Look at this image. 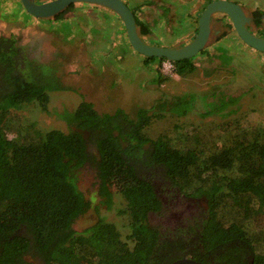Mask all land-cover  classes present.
Listing matches in <instances>:
<instances>
[{
    "label": "trees",
    "instance_id": "obj_1",
    "mask_svg": "<svg viewBox=\"0 0 264 264\" xmlns=\"http://www.w3.org/2000/svg\"><path fill=\"white\" fill-rule=\"evenodd\" d=\"M125 2L142 36L150 34V23L138 11L154 1ZM160 8L163 16L172 10ZM257 10L260 25L264 9ZM259 32L264 36V28ZM29 49L0 37V264H172L182 258L264 264V125L244 126L241 133L224 130L222 141L180 147L166 136L150 135L148 126L159 116L152 108L139 107L134 116L125 109L100 113L83 101L62 115L69 131H43L14 112L34 102L47 111L50 93L68 87L57 65ZM196 57L171 61L173 73H194ZM164 60L144 56L143 63ZM187 96L176 97L175 107L172 101L166 105L185 114L195 99ZM8 131L17 134L9 138ZM138 166L156 168L172 187L205 198L206 218L197 229L190 227L192 236L163 232L150 221L162 202L152 182L139 177ZM115 206L124 228L102 214ZM95 213L89 226L77 227Z\"/></svg>",
    "mask_w": 264,
    "mask_h": 264
},
{
    "label": "rangeland",
    "instance_id": "obj_2",
    "mask_svg": "<svg viewBox=\"0 0 264 264\" xmlns=\"http://www.w3.org/2000/svg\"><path fill=\"white\" fill-rule=\"evenodd\" d=\"M127 1L137 4L146 0ZM153 1L138 11L140 18L151 25L145 40L176 47L189 43L197 34L198 19L208 0ZM232 1L242 4L253 17L250 26L259 34L264 16L258 25L255 13L264 9V0ZM18 3L20 0L0 3V37L14 38L23 48L36 43L37 50L48 55L43 62L57 65L68 87L50 93L47 111L34 102L14 112L21 121L34 122L43 131H69L70 125L62 115L74 111L83 101L91 102L100 113L125 109L134 116L139 107H146L159 115L148 126L150 135L166 136L180 147L222 141L227 139L220 135L224 130L241 133L244 126L256 129L264 125V53L246 45L223 13L212 18L206 47L209 52L195 58L198 69L180 77L166 68L165 60L143 63L144 56L128 43L121 18L105 7L76 3L61 19H41L28 17L27 11L26 16ZM162 5L172 8L167 16H163ZM191 95L195 96L194 103L185 114L166 105L172 101L175 107L176 97ZM16 134L8 131L9 138ZM199 204L206 213L205 198ZM102 214L124 228L125 219L117 214V206L110 211L104 209ZM90 216L78 221L77 227L89 226L96 213ZM182 222L188 223V233L192 232L190 227L202 223L187 214ZM158 224L163 232H174L170 225Z\"/></svg>",
    "mask_w": 264,
    "mask_h": 264
},
{
    "label": "water",
    "instance_id": "obj_3",
    "mask_svg": "<svg viewBox=\"0 0 264 264\" xmlns=\"http://www.w3.org/2000/svg\"><path fill=\"white\" fill-rule=\"evenodd\" d=\"M25 11L36 18H53L76 3H88L105 7L116 13L122 20L132 48L146 57H164L168 61H177L197 56L204 50L212 34V18L217 13L229 17L242 41L253 49L264 53V36L253 31L250 23L253 17L248 15L242 4L232 0H213L201 12L198 19V31L195 37L182 46L154 44L145 40L140 32L131 7L125 0H20ZM172 264H204L191 258L178 259Z\"/></svg>",
    "mask_w": 264,
    "mask_h": 264
},
{
    "label": "flooded vegetation",
    "instance_id": "obj_4",
    "mask_svg": "<svg viewBox=\"0 0 264 264\" xmlns=\"http://www.w3.org/2000/svg\"><path fill=\"white\" fill-rule=\"evenodd\" d=\"M56 17L57 15L53 18ZM254 22L256 21L254 20ZM29 48L30 49L28 53L41 58V60L48 56L46 52L43 53V51L37 50L36 43H30ZM90 150L91 148L89 147V151ZM157 170L158 169L156 168L151 169L144 166L137 167V173L139 177H145L146 180L152 182L154 190L159 200L162 202V208L160 210L150 212V221L155 225H159L158 221H160L161 224H165L167 226L170 225V227H172V229L174 230V233L179 235L181 234V236L183 237L192 236V232L188 233V223H183L182 220L185 218L186 214L192 218L198 217L200 218V221H203L206 218V214L203 213L204 210L202 207H200L199 204L201 198L188 196L182 193L179 188L171 187V183L167 180L165 181L164 179H162V177H160L159 175L160 172H158ZM153 173H155V175ZM92 177V174L88 175V182L90 183V185L95 183ZM201 212L203 214H201ZM195 228L197 229V226H195Z\"/></svg>",
    "mask_w": 264,
    "mask_h": 264
},
{
    "label": "built area",
    "instance_id": "obj_5",
    "mask_svg": "<svg viewBox=\"0 0 264 264\" xmlns=\"http://www.w3.org/2000/svg\"><path fill=\"white\" fill-rule=\"evenodd\" d=\"M165 64H167L166 68H167L169 71H171V72L173 73V71H174V66H173L172 62L166 60V63H165Z\"/></svg>",
    "mask_w": 264,
    "mask_h": 264
}]
</instances>
